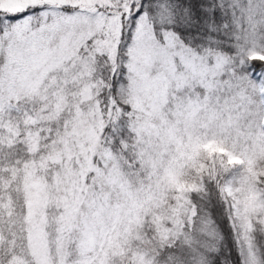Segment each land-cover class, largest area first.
<instances>
[{"label":"snow or ice","instance_id":"snow-or-ice-1","mask_svg":"<svg viewBox=\"0 0 264 264\" xmlns=\"http://www.w3.org/2000/svg\"><path fill=\"white\" fill-rule=\"evenodd\" d=\"M0 264H264V0H0Z\"/></svg>","mask_w":264,"mask_h":264}]
</instances>
